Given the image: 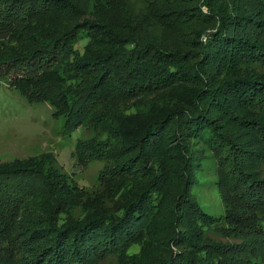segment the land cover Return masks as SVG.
<instances>
[{
	"label": "trees",
	"instance_id": "obj_1",
	"mask_svg": "<svg viewBox=\"0 0 264 264\" xmlns=\"http://www.w3.org/2000/svg\"><path fill=\"white\" fill-rule=\"evenodd\" d=\"M0 78L94 131L79 162L107 161L91 189L52 154L0 164V264H100L136 242L149 264H264V0H0ZM179 82L191 100L114 141L116 99ZM208 151L223 215L191 192ZM171 201L182 223L159 219L161 239Z\"/></svg>",
	"mask_w": 264,
	"mask_h": 264
},
{
	"label": "rangeland",
	"instance_id": "obj_2",
	"mask_svg": "<svg viewBox=\"0 0 264 264\" xmlns=\"http://www.w3.org/2000/svg\"><path fill=\"white\" fill-rule=\"evenodd\" d=\"M102 44L98 37H94L92 51L104 50ZM196 89L194 83L179 82L166 91L153 93L155 95L153 99L143 98L140 101L137 100L142 99L139 97L116 99L113 102L114 112L119 114L122 111V120L121 129L119 128L117 133L114 132L116 135L113 136L114 141L117 142L119 138L123 141H132L139 137L148 121L163 117L166 110L179 106L186 99L191 100ZM156 101L159 106L154 107L153 103ZM161 105H167V109L160 110ZM54 111L55 108L50 101H30L19 89L0 78V164L24 160L38 154H52L68 172L71 183L88 189L97 186L107 161L104 157L93 155L84 164L79 162L76 153L78 140L89 137L94 131L87 132L85 126L67 130L66 116H56ZM207 154L202 165L198 166L197 180L193 183L191 192L204 210L214 215H223L225 205L217 182L215 157L210 151ZM179 199L180 197L177 198ZM173 205L174 202L171 201L167 205V212L151 220L149 231L153 235L165 238L161 235L165 227L160 226L159 219L169 217L166 222L172 221L176 226L182 223L181 208L171 210ZM156 210L159 211V208ZM203 247L202 245L197 249ZM147 256L148 253L142 243L136 242L122 247L115 255H109L100 264H149L152 260H146Z\"/></svg>",
	"mask_w": 264,
	"mask_h": 264
}]
</instances>
